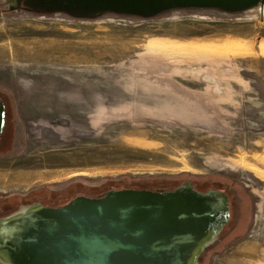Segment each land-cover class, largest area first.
<instances>
[{
	"label": "rangeland",
	"instance_id": "1",
	"mask_svg": "<svg viewBox=\"0 0 264 264\" xmlns=\"http://www.w3.org/2000/svg\"><path fill=\"white\" fill-rule=\"evenodd\" d=\"M0 99V203L195 182L230 214L197 264H264V7L79 20L0 0Z\"/></svg>",
	"mask_w": 264,
	"mask_h": 264
},
{
	"label": "water",
	"instance_id": "2",
	"mask_svg": "<svg viewBox=\"0 0 264 264\" xmlns=\"http://www.w3.org/2000/svg\"><path fill=\"white\" fill-rule=\"evenodd\" d=\"M68 17L104 14L153 18L188 9L229 14L257 10L264 0H15ZM5 111L0 99V138ZM99 201H73L61 208L22 205L0 218L2 264H197L228 218L227 197L200 193L190 183L172 191L110 190ZM188 200H190L188 202ZM97 210L99 215L94 217ZM47 221L59 228L48 230Z\"/></svg>",
	"mask_w": 264,
	"mask_h": 264
},
{
	"label": "flooded vegetation",
	"instance_id": "3",
	"mask_svg": "<svg viewBox=\"0 0 264 264\" xmlns=\"http://www.w3.org/2000/svg\"><path fill=\"white\" fill-rule=\"evenodd\" d=\"M5 2L9 3L10 5L16 6L15 0H5ZM31 9H33V7H29V8L28 7H25L24 4H23V2H21V4H20V10L22 12H24V11L29 12ZM188 10H195V9H188ZM211 10L212 11H217L215 9H200L198 11H211ZM63 14H65V13H63ZM186 183H184V184H186ZM191 187H192L193 190H195L197 192H200V193H205V192H207L209 190H215V189H217V188H208V189H205L203 186H198L197 183H195V182H194V184H191ZM176 188L177 187H174L173 189H170V190H165L164 188H161V189L160 188H157V190H155V191H172V190H175ZM215 191H217V190H215ZM104 194H102V195H95V196H93V195H74V196H72V198H70L69 200H67L64 204L48 205V206L42 205V202H44L45 199H46L45 197H42V196L40 198L34 197V199H32V198L16 197L17 198L16 203L14 201H11V202L10 201H2L0 203V218H2L3 216L5 217V216H8V215L14 213L22 205H31V204H34V203L37 202V204L42 205L45 208H50V209H52V208H61V207H64V206L70 204L71 202H73L75 200H76V202H84L85 200L86 201H95L96 202V201H99V200L105 198L106 195H104ZM189 201L190 200H188V202ZM93 214H94V217H97L99 215V212L97 210H95V212ZM229 216H230V214L228 212V218H227L226 222L228 221ZM47 227H48V230L49 231L51 229L54 230V231H56L59 228V224L54 225L51 221H47ZM216 243H217V241H216ZM0 264H2V263L0 262Z\"/></svg>",
	"mask_w": 264,
	"mask_h": 264
},
{
	"label": "trees",
	"instance_id": "4",
	"mask_svg": "<svg viewBox=\"0 0 264 264\" xmlns=\"http://www.w3.org/2000/svg\"><path fill=\"white\" fill-rule=\"evenodd\" d=\"M29 13H30V14H33V15H35V16H50V15L53 14V13H51V12H46V11H43V10H39V9H37V8H33V9H31V10L29 11ZM163 14H165V13H161V14H159L158 16H161V15H163ZM65 15H66V14H65ZM101 16H102V15H101ZM101 16H98V17H95V18H99V17H101ZM114 16H118V17H130V18H131V16L120 15V14H114ZM158 16H156V17H158ZM95 18H93V19H95ZM132 18H140V17H132ZM71 19H78V18L71 17ZM79 20H87V19L79 18Z\"/></svg>",
	"mask_w": 264,
	"mask_h": 264
},
{
	"label": "bare ground",
	"instance_id": "5",
	"mask_svg": "<svg viewBox=\"0 0 264 264\" xmlns=\"http://www.w3.org/2000/svg\"><path fill=\"white\" fill-rule=\"evenodd\" d=\"M14 179L19 181V180H20V177H19V178H14ZM27 179H29V177H27L26 180H27Z\"/></svg>",
	"mask_w": 264,
	"mask_h": 264
}]
</instances>
